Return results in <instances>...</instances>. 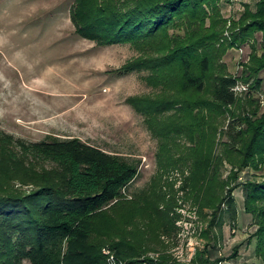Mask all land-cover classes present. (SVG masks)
<instances>
[{
	"label": "trees",
	"instance_id": "1",
	"mask_svg": "<svg viewBox=\"0 0 264 264\" xmlns=\"http://www.w3.org/2000/svg\"><path fill=\"white\" fill-rule=\"evenodd\" d=\"M221 1L75 0L71 20L78 36L98 46L130 44L140 51L141 58L121 73L146 70L149 85L160 91L130 104L146 117L162 154L171 153L180 138L193 143L185 154L192 176L184 189L197 192L201 215L212 209L217 216L224 200L244 188L245 211L257 227L249 244L256 239V264H264V110L255 95L264 91V44L256 41L257 33L264 37V0L255 11L245 5L233 22L239 32L232 45L250 43L252 50L240 78L220 63L229 47L222 40ZM240 82L245 96L237 90ZM225 121L227 129L220 131ZM218 133L226 141L215 154ZM227 165L230 176L223 180ZM248 170L262 174L232 186ZM138 177L137 163L79 138L28 143L0 129V264H108L105 247L137 264L176 228L171 204L159 208L166 198L158 188L125 198ZM17 182L33 189L16 188ZM230 208L235 214L232 203ZM205 253L193 264L222 261L211 262ZM150 262L179 264L169 254Z\"/></svg>",
	"mask_w": 264,
	"mask_h": 264
},
{
	"label": "rangeland",
	"instance_id": "2",
	"mask_svg": "<svg viewBox=\"0 0 264 264\" xmlns=\"http://www.w3.org/2000/svg\"><path fill=\"white\" fill-rule=\"evenodd\" d=\"M258 1L220 3L226 20L222 40L229 46L220 63L237 78L242 77L252 50L250 43L232 45L234 33L239 32L233 22L240 20L245 5L255 11ZM74 3L75 0H0V129L28 143L49 136L79 138L137 163L139 177L126 191L125 198L135 200L141 192L158 188L166 198L160 202L161 211L171 204V216L176 220L181 214L187 221L194 216L196 221L190 232H196L195 259L199 253L209 251L206 258L211 257V262L222 260L219 264L258 263L256 239L249 244L257 227L252 215L245 211L244 188L239 186L224 200L217 216L214 217L212 209H205L201 215L195 200L197 192L184 189L192 176V163L185 154L193 143L180 138L168 154L173 159L169 162L168 155L161 153L159 139L146 117L130 104V99L155 96L160 91L149 85L146 70L121 73L127 64L141 58L140 51L130 44L98 46L78 36L71 20ZM256 41L258 47L264 44L261 33L256 34ZM261 77L264 79V73ZM237 90L240 96L248 92L242 82ZM255 95L264 110V91ZM227 126L225 121L220 131ZM216 141L214 152L220 154L223 150L220 144L226 139L218 133ZM249 171L243 172L232 186L262 174ZM230 172L228 165L223 167L222 179L229 178ZM16 188L26 192L33 189L19 182ZM227 194L222 192L224 196ZM175 227L172 235L161 236L164 248L158 245L157 251H150L143 258L155 256L160 260L165 254L171 256L169 252L179 232L176 221ZM237 248L238 257L232 258ZM108 250L115 254L112 248L105 247L103 254L107 258Z\"/></svg>",
	"mask_w": 264,
	"mask_h": 264
},
{
	"label": "built area",
	"instance_id": "3",
	"mask_svg": "<svg viewBox=\"0 0 264 264\" xmlns=\"http://www.w3.org/2000/svg\"><path fill=\"white\" fill-rule=\"evenodd\" d=\"M181 211L183 213V210ZM195 221L196 220L194 216L190 217V221H187L186 219H184V216H182V214L181 218L179 219L178 217L176 220V226L179 228V232L175 238L173 248L169 253L179 264H193V261L195 259L197 244L193 242V240L195 239L194 236L196 232H190ZM186 240H189V242H187ZM167 242L169 243V240H167ZM108 251L109 252H105L106 255H108V264H126L124 261L119 260L114 253L110 252V250ZM150 260L158 261V257H144L137 264H151Z\"/></svg>",
	"mask_w": 264,
	"mask_h": 264
}]
</instances>
